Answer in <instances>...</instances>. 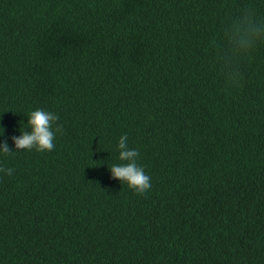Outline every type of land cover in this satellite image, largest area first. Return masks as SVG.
<instances>
[{"label": "trees", "instance_id": "obj_1", "mask_svg": "<svg viewBox=\"0 0 264 264\" xmlns=\"http://www.w3.org/2000/svg\"><path fill=\"white\" fill-rule=\"evenodd\" d=\"M4 142L0 264H264V0H0Z\"/></svg>", "mask_w": 264, "mask_h": 264}, {"label": "clouds", "instance_id": "obj_2", "mask_svg": "<svg viewBox=\"0 0 264 264\" xmlns=\"http://www.w3.org/2000/svg\"><path fill=\"white\" fill-rule=\"evenodd\" d=\"M59 117L51 112L44 110H35L30 113L28 118V125L31 132H21L19 137H13L16 149L37 151H52L55 148L54 139L55 133L52 130L53 124ZM56 131H60L57 126ZM119 159L126 163L120 165H113L110 168L112 177L120 182L126 183L127 186L134 190L139 195H144L151 190V178L145 174L142 166L137 165V158L139 153L135 149H130L128 146L127 135H122L118 142ZM0 152L10 154L7 142L0 144ZM12 169L0 168V172H5L7 175L12 174Z\"/></svg>", "mask_w": 264, "mask_h": 264}]
</instances>
